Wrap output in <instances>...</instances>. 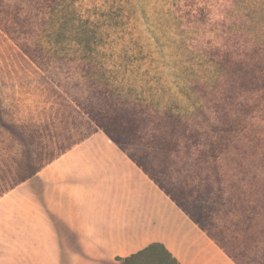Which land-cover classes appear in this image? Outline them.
<instances>
[{
	"label": "rangeland",
	"instance_id": "obj_1",
	"mask_svg": "<svg viewBox=\"0 0 264 264\" xmlns=\"http://www.w3.org/2000/svg\"><path fill=\"white\" fill-rule=\"evenodd\" d=\"M98 124L240 264H264V0H0V201Z\"/></svg>",
	"mask_w": 264,
	"mask_h": 264
},
{
	"label": "crops",
	"instance_id": "obj_2",
	"mask_svg": "<svg viewBox=\"0 0 264 264\" xmlns=\"http://www.w3.org/2000/svg\"><path fill=\"white\" fill-rule=\"evenodd\" d=\"M7 197L16 232L0 233V264H121L152 244L179 264H237L100 130Z\"/></svg>",
	"mask_w": 264,
	"mask_h": 264
},
{
	"label": "trees",
	"instance_id": "obj_3",
	"mask_svg": "<svg viewBox=\"0 0 264 264\" xmlns=\"http://www.w3.org/2000/svg\"><path fill=\"white\" fill-rule=\"evenodd\" d=\"M99 128L121 149L123 150L124 152H126L123 147L120 145V143L110 134V132L104 128V126L98 124ZM15 136L18 138H22V142L27 145L28 144V139L24 136V138L17 132H14ZM26 150V148H24ZM127 153V152H126ZM129 155V154H128ZM131 156V155H130ZM133 158V157H132ZM43 168V167H42ZM41 168V169H42ZM40 170L37 169V168H34V167H29L28 168V176H27V180L32 178L36 173H38ZM26 179H24L23 181H21V183H24L26 181ZM20 183V184H21ZM175 201V200H174ZM189 214V213H188ZM197 222V221H196ZM198 223V222H197ZM203 229V228H202ZM205 231V230H204ZM223 248V247H222ZM224 249V248H223ZM225 250V249H224ZM227 252V251H226ZM228 253V252H227ZM228 255H230L228 253ZM230 257L237 263V264H240L233 256L230 255ZM141 258H150V259H154V260H168L171 264H179L172 256L171 254L160 244H152L150 245L149 247H147L146 249L138 252L137 254L135 255H132L131 257L129 258H126L124 260H121L122 263H126V262H129L131 260H134V259H141Z\"/></svg>",
	"mask_w": 264,
	"mask_h": 264
}]
</instances>
